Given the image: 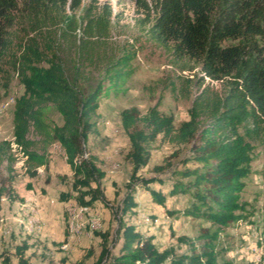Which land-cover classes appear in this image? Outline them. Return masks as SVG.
Listing matches in <instances>:
<instances>
[{
	"label": "trees",
	"instance_id": "16d2710c",
	"mask_svg": "<svg viewBox=\"0 0 264 264\" xmlns=\"http://www.w3.org/2000/svg\"><path fill=\"white\" fill-rule=\"evenodd\" d=\"M81 3L82 0H0V75L1 63L10 54L15 73L24 87L14 100L13 137L0 138V164L5 162L6 171L0 176V218L1 197L6 195L12 199L15 150L24 155L28 174L35 175L39 165L48 167L47 153L37 150L39 142L58 141L73 171L70 191H61L60 200L74 199L94 206L99 199L107 204L100 187L105 171L92 155L79 160L77 156L85 149L98 98L106 89H125L123 85L133 73L127 64L135 51L126 50L108 62L103 77L109 81L106 85L104 80L95 84L78 81L77 75L68 72L66 60L59 51L52 50L51 44H37L36 37L19 44L17 54L10 50V28L19 14L35 19L33 27H38L39 31L46 17L57 14L65 22V38L72 42L63 46L67 54L96 58L100 54L98 49L103 46L96 43L109 32L110 6H105L104 15L91 12ZM143 5L148 12L154 11L147 31L165 45L173 42V53L177 57L186 56L200 63L205 75L214 78L232 75L233 78L228 81L223 95L210 93L205 88V99L202 100L203 93L196 96V106L189 109V118L178 125L174 124L171 114L159 110L158 102L143 114L134 105L122 110L121 122L130 141L126 153L130 173L126 191L115 208L116 231L121 242L117 251L112 252L107 244V232H99L101 248L92 264H161L165 260L172 264H216L213 240L218 231L246 218L242 213L244 202L240 200V191L243 176L249 171L250 145L238 132L237 123L246 125L251 119L254 127L264 119V0H154L152 6L145 1ZM79 8L80 13L76 14ZM228 38L236 42L223 44ZM50 108L60 115L59 123L48 121ZM202 114L205 123L199 119ZM159 134L172 143L189 144L180 159V167L171 170L175 178L168 192L190 193L189 204L177 212L202 216L215 224L213 229L202 226L197 236L204 239L199 251L185 235H178L177 239L188 242L191 252L176 255L173 247L159 249L152 234L140 233L132 221L124 218L131 209L135 210L137 189L147 190L154 201L163 203L165 199L161 188L150 186L151 182L160 183L162 179L139 173L148 163L152 142ZM13 143L19 148L14 149ZM171 165L166 160L153 169ZM25 249V243L17 247L16 261L7 254L2 255L0 264H29L31 260Z\"/></svg>",
	"mask_w": 264,
	"mask_h": 264
},
{
	"label": "rangeland",
	"instance_id": "374dc122",
	"mask_svg": "<svg viewBox=\"0 0 264 264\" xmlns=\"http://www.w3.org/2000/svg\"><path fill=\"white\" fill-rule=\"evenodd\" d=\"M144 1L150 6L154 2V0H82L81 6L92 10L91 12L105 15L106 5L110 6L111 10L108 17V35L96 43L103 46L98 49L100 54L94 59L67 54L63 46L72 42L65 38V22L57 14L46 17L45 22H41V31L38 27H33L36 25L35 19L21 14L10 28L12 52L17 54L19 44H26L29 38L36 37L37 44L41 46L51 44L52 50L59 51L60 56L66 60L68 72L77 75L80 82L95 84L99 80H104L103 77L106 76L104 68L111 59L126 53V50L135 51V55L127 64L132 67L133 73L123 85L125 89L123 91L106 89L98 98V106L91 119L94 122L85 143L88 155H92L105 171L100 180V187L107 204L98 199L94 205L100 216V229L94 230L87 242L77 247L81 253L71 256L63 254L59 246L62 239L58 235L62 230L65 233L66 203L71 199H59V186L51 180L47 169H43L38 177L28 174L23 168L25 157L20 151L15 150L17 159L11 183L12 199L6 195L1 197L0 261L4 254L16 261L17 247L25 243V254L35 264H92L101 248L102 237L99 232H107V244L112 252H116L121 240L116 231L115 208L126 191L125 183L130 173V163L126 157L130 141L121 122L122 110L134 105L143 114L149 106L158 102L159 110L171 114L174 124L178 125L181 120L189 118V109L196 106L194 98L203 93L205 88L210 93L214 91L221 95L227 91L228 81L233 78L232 75L220 78L205 75L200 63L186 56L177 57L173 53V42L165 45L147 31L154 11L148 12L143 5ZM80 9L76 14L80 13ZM235 42L236 39L228 38L223 44ZM11 61L12 55L8 54L1 63L0 138H10L13 132L14 100L24 90ZM104 82L106 85L109 83L108 79ZM203 94L202 100L205 99L207 92ZM5 101L8 103L4 104ZM47 119L50 123L61 121L60 115L51 108L47 111ZM199 119L201 123L206 121L203 114ZM243 123H237V130L250 145L249 171L243 176L244 185L240 191V200L244 202L242 213L246 218L230 223L218 231L213 240L216 264L223 261H230L232 264H264V119L254 127L251 119L246 125ZM50 143H53L51 144L53 151L58 152L60 143L58 141ZM188 146V143H172L166 136L158 135L152 142L148 163L139 173L143 176H159L162 182L154 181L150 186L161 188L165 199L163 203L154 201L147 190L137 189L134 193L137 202L135 210L131 209L124 215L126 220L135 224L136 230L140 233L152 234L153 242L159 249L173 247L176 255L191 252L189 243L178 240V235H185L192 240L196 244V251H199L204 239L197 236L202 226H209L210 229L215 227V224L206 221L202 216L177 212L189 204L190 193L168 192L175 178L171 170L180 167V159L188 151ZM166 160L172 163L170 167L153 169L154 165L164 164ZM4 166L5 162L0 164V176L6 173ZM30 176L32 181H27ZM37 178L44 184L38 189L47 199L45 212L48 216L46 223L49 226L45 227L40 225L39 206L33 200L35 194H32L30 206L36 210L38 222L33 226L29 225L24 214L27 209L26 205L21 204L24 196L18 194L29 189L26 185L28 182L30 184L33 182L37 186ZM67 185L65 190L70 191L69 183ZM46 186L50 188L48 192ZM174 210L176 211L170 213ZM59 220H63V223ZM161 264L172 263L165 260Z\"/></svg>",
	"mask_w": 264,
	"mask_h": 264
},
{
	"label": "crops",
	"instance_id": "0c3cea01",
	"mask_svg": "<svg viewBox=\"0 0 264 264\" xmlns=\"http://www.w3.org/2000/svg\"><path fill=\"white\" fill-rule=\"evenodd\" d=\"M13 126V124H12ZM13 131V130H12ZM13 137V132L10 136V138ZM53 143H42L39 142L37 150L39 152H46L48 157H49V164L48 167L46 168L44 165H39L37 166V172L34 175L35 177H38V175H41L40 172L43 171V169H47L48 170V175H50L51 180L55 181L54 183L57 184L59 186V192L61 191H67L65 190L67 188V183H69V187L71 188V179H72V174L73 171L69 165V163L66 161L65 158V154H64V150L61 147V145L59 144V150L58 152L53 151L52 149V145ZM24 169H26L25 166H23ZM60 175V176H59ZM37 186L35 183L31 182L32 184H30L29 182L26 184L29 189H26L24 193L19 192L18 194L20 196H24V201H22V205H30L31 200H32V194H35V197L33 200H35V203L39 206V214H40V225L45 226H49V224H47L46 222H48V216L47 213L45 212L46 206H47V199L45 197L44 194H42L40 191V189H38V187H42L44 186L43 182L41 180H39L37 178ZM27 181H32V176H30ZM45 189L50 190L49 187H45ZM58 192V193H59ZM6 198V197H5ZM7 199V198H6ZM11 200V199H10ZM60 203H63V201H60ZM44 209V211H43ZM52 220V219H51ZM60 222L63 223V220H59ZM62 223H60L62 225ZM61 239H63L65 237V233L62 231L59 232L58 235ZM90 238V235H83L80 242L78 244H75L70 250H62L63 254H67L68 256L73 255H78L79 252L78 250V246L81 245L83 242H87V239ZM83 245V244H82Z\"/></svg>",
	"mask_w": 264,
	"mask_h": 264
},
{
	"label": "built area",
	"instance_id": "2783aa9c",
	"mask_svg": "<svg viewBox=\"0 0 264 264\" xmlns=\"http://www.w3.org/2000/svg\"><path fill=\"white\" fill-rule=\"evenodd\" d=\"M5 101L4 104H7ZM2 106L0 105V113ZM13 148H19L13 143ZM21 155L22 152L20 151ZM88 152L84 149L77 157V159L86 158ZM24 157V155H23ZM24 214L26 215L27 222L33 226L38 222L36 217V210L30 205L26 206ZM101 220L98 212L94 209V206H89L76 202L74 199L67 201L66 203V230L65 237L60 242V248L62 250H70L75 244H78L83 235H90L94 230L100 229ZM29 264H35L30 261Z\"/></svg>",
	"mask_w": 264,
	"mask_h": 264
}]
</instances>
